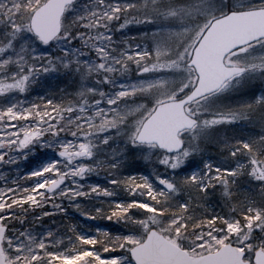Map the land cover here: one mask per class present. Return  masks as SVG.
Returning <instances> with one entry per match:
<instances>
[{"label":"rangeland","instance_id":"1","mask_svg":"<svg viewBox=\"0 0 264 264\" xmlns=\"http://www.w3.org/2000/svg\"><path fill=\"white\" fill-rule=\"evenodd\" d=\"M45 1L0 0V13L3 14L0 15V25H3L7 17L11 15L12 20L8 21V23L14 22L18 26L16 36L11 38L10 41L5 40L0 45L5 46V48H0L1 51L7 50L10 52V56H0V74H7L4 78L0 77V113H6L7 108L14 105L13 111L18 112L35 104V93L32 90L27 92L19 91L18 87V83L23 80V77L29 71L27 65L30 63V57L25 56L26 52L31 48H36L37 52L48 51L51 52L52 56L59 57L64 55L60 50L61 48H69V44L64 41L60 42L59 47L55 40H53L51 47L39 44L38 40L31 34L29 20L23 23V16L28 11H31V8L33 9ZM237 2L239 0H77L66 9L62 18V29L71 31L72 36L67 37V40L71 41L70 47L72 49H80L79 65L84 67L79 86L76 89L79 94L84 96V99L86 98L89 101V107L95 101L101 100L100 107L107 109L109 107L107 103L108 95L118 92L120 86L125 83L129 85L135 84L136 86L134 89L130 88L128 90V95L123 98L124 102L120 103L122 111L120 112L121 124L118 129H109L107 125H102V118L92 120L93 127L89 129L91 130L90 136L86 142L91 144L93 156L75 157L76 161L79 162L74 165L75 167H80L81 163L89 165V169L85 170L83 177L73 176L72 173L68 172L66 167L69 163L68 160L60 161L57 157L56 150H59L57 143H49L48 146L41 147L43 141L51 142L54 139L57 141L59 139L72 140V135L66 137L64 132L61 131L58 137H54L53 132L48 131L44 133L45 137H32V140L23 147L20 146V141L24 139V129L31 128L36 130L37 124L40 125V130H43L49 124H54L61 129L67 124H74L77 121L84 124L90 113H81L75 105H71L66 112H60L59 122H57V117L49 120L48 116H45L44 121L47 123H44L38 121L35 114L31 116H15L12 119L4 115L3 119L0 120V222L6 223L10 220L9 222L12 224L15 221L14 226L7 228L2 241L8 264H47L49 260L52 261V264H80L81 259L87 255L83 250L71 255H65L64 253H71L74 247H80L83 242L78 240L79 235L96 236L98 231L103 232L102 228L95 229L97 231L92 233V231L87 229L86 225L82 228L83 231L80 232L79 229L77 234L72 237V240L76 241L73 243L68 239L70 235L61 234L57 236L51 223L44 224L38 219L49 218L48 215H52V211H63L65 207L63 199H66V197H71L72 199L78 197L82 190L89 186L87 182L88 173L90 171L92 173L93 169L95 170L93 174H96L98 166L102 165L100 162H103L104 165L107 162L113 166L115 161L125 159L127 153L122 151L127 147V136L125 133L135 130L137 122H142L145 119L152 106L166 99H171L175 94L181 93L195 81L194 74L189 75V68L186 65L188 60L183 54L185 52L189 55L191 54V50L212 18L219 16L230 5ZM245 2L255 4L256 0H245ZM170 5H177L178 7H171ZM117 6L120 9L118 12L115 11ZM106 12L108 15H105ZM109 16L113 18L109 19ZM116 16L119 19H116ZM126 19H134L140 22L129 23L125 28H121L120 25ZM148 21L151 22V27ZM77 33L84 34L83 40H86L87 43H82V38L77 36ZM137 44L141 46L142 50L145 45L151 49V55L142 57L140 63L142 66L155 65L154 71L141 74L137 68L135 58L131 60L120 59L121 50L128 45ZM251 47L252 51L247 54H241L231 60L233 64L245 67L248 74H252L257 67L260 68L261 60L264 59V55H262L264 50L256 44ZM101 48L110 53V56L106 57L99 54V49ZM32 55H35V53H32ZM112 57H115L116 60L114 61ZM9 59L11 60L10 66L5 63ZM76 59L74 56L70 62H58L57 69L48 72L40 68L43 61L37 60L36 67L40 68V71L32 75L30 79L23 80L25 87L27 88V85L34 84L37 80L54 75L63 76L71 62L77 64ZM101 62L105 64L103 69L99 67ZM125 64L127 67L126 71L111 72L109 70V65L121 68ZM17 69H19V75H17ZM106 75L110 77L111 82L105 81L104 77ZM141 80L150 81V83H137V81ZM101 92L105 93L103 99L100 96ZM41 98L45 99L46 95H41ZM199 103L202 107H194L192 111L199 116L200 125L205 127L208 126L210 115L213 114L212 110L208 109L211 100L208 99L207 103L204 101ZM70 108L71 111H69ZM39 111L43 112L44 108L39 109ZM72 112H75V117H73ZM68 117L71 119L65 122L64 118ZM196 130H198V127L181 135L185 146L180 152L188 151L190 153L188 160L196 161L197 165L203 162L201 172H203L202 176L206 178L208 177V168L205 167L208 164V149L198 150L197 154L195 151V154L191 155L194 152L192 150L194 147L192 140ZM106 134L111 138L107 143L104 142ZM46 135L50 136L49 140L45 139L47 138ZM37 146L40 147L42 157L36 154ZM100 147L103 150L101 153L97 150ZM154 151L156 150L145 151L143 154L139 152L134 154L142 159L146 156L147 159H144L146 161ZM176 155L177 153L173 154L174 157ZM26 156L40 159H37L38 162L36 164L26 167L25 163L28 160L25 158ZM49 164H51V167L48 166ZM92 164L94 165L93 168L91 167ZM198 167L193 171H199ZM250 168L258 174L261 173V170H264V164H258L257 162ZM19 171L26 177L28 186L20 191L21 193L19 194L21 195L17 196L12 194V192L17 190L16 175ZM61 173H66L67 181L56 193L47 195L44 191L45 187L55 177H59ZM231 173L232 171H228V174ZM161 175L171 178L174 174L170 168H165ZM158 182L159 184L161 183L160 180ZM157 190L152 185L147 188V195H154ZM131 194L133 195L135 192L131 191ZM29 197L32 199H28ZM16 202H19L20 205L27 204L28 208L33 211H39L47 206L49 211H39V216L34 213L35 215L30 218L34 222L28 223L29 215L16 216L17 211L14 206ZM119 204L117 203V205ZM120 220L122 219L113 217L112 223L117 224ZM150 221L152 219L148 220V222ZM153 222L160 232H166L172 227L166 224L165 228L160 227L155 220ZM103 225L98 222L94 224L96 227ZM220 229L224 230L220 231L219 235H225L227 229ZM204 231L206 233L208 228L206 227ZM136 235L145 237L146 233L144 235L136 233ZM175 237L176 232L169 236L174 244L179 245L183 237L181 235L179 241ZM193 237L195 239L192 238L193 241L191 243L198 250L196 253H199V255H203L206 252H214L225 244L218 243V246H216L215 243L217 242H210L207 236L201 243L197 240V235ZM257 239L255 238L253 243ZM213 243L215 244L214 247L208 248V245ZM41 244H43V247H41ZM258 248L264 251V247L258 246L255 247L254 252ZM52 253L59 254L60 258L56 259ZM192 253L193 251L190 254L194 256ZM113 254L129 255L126 251L119 248ZM95 264H102V262L96 261Z\"/></svg>","mask_w":264,"mask_h":264},{"label":"trees","instance_id":"2","mask_svg":"<svg viewBox=\"0 0 264 264\" xmlns=\"http://www.w3.org/2000/svg\"><path fill=\"white\" fill-rule=\"evenodd\" d=\"M36 7L30 10L32 11ZM31 11L23 16V23L29 20ZM0 31L2 30L0 29ZM4 41L0 37V45ZM0 48H5V46L2 45ZM5 51L7 50H0V56H4ZM83 72L84 67L71 62L63 76L54 75L37 80L34 84L27 85L28 87H25L23 91L32 90L35 93V104L38 105L39 109L45 108V102L52 100L54 103L62 102L61 110L66 112L71 106L69 101L79 102L84 99V96L79 94L76 89L79 86ZM250 74L245 73L242 78L232 81L228 87L208 98L211 100L208 109L212 110L213 114L210 115L208 126L203 127L199 124L198 130L194 132V139L192 140V144L194 143L192 150L194 152L191 155H194L195 151L197 154L198 150L208 149V164L212 166L211 169L208 168V176H211L212 179L204 178L207 191L199 185L193 186L184 183V177L198 166L199 171L196 170V172L202 175L203 162L197 165L196 161L188 160L181 167L184 172H181L175 178L177 187L174 191L166 193L161 189L156 175L152 174L153 169L156 170V174L160 175L165 169L157 158L161 155V152L154 151L146 161L134 153H127L125 159L120 161L119 167H113L107 162L104 165L103 162H100L102 165L98 166L96 174H93L95 170L92 169V173L90 171L87 175L89 186L82 190L75 199L71 197L63 199L64 212L62 210L52 211V215H48L49 218H39L38 220L44 224L51 223L57 236L66 234L65 236L74 237L77 231L79 229L80 232L83 231L82 228L86 225L92 233H95L94 231H97L95 229L101 227L102 231L107 230L111 235L117 233L144 235L150 228L158 230L153 220L148 222L152 216L157 217L155 221L160 227H164L165 224L170 225L169 218L178 214L191 217L198 225L205 217L213 216L221 218L236 217L243 222L245 219L243 213L248 212L249 209H264V170L257 174L250 168L257 162L258 164H264V104L254 102L259 93H264V76L259 73V67ZM6 75L0 74V77L4 78ZM189 86L181 93L175 94V96L180 97L191 88ZM41 95H46V98L41 100ZM221 114H223V122H221ZM214 117L215 122H213ZM69 119L71 118H64V121L68 122ZM77 123L82 125L83 131H91L86 123L82 124L77 121L62 128L68 129L63 131L66 137L71 136V131L75 130ZM46 137L45 139L49 140L50 136L46 135ZM245 141L249 143V148H245L241 143ZM101 149L100 147L97 150L101 153L103 151ZM233 149H238L235 156L231 154ZM39 153L40 155H38ZM36 154L42 157L39 146H37ZM32 159L29 157L26 160V167L36 164L37 159L40 158ZM93 166L92 164L91 167L93 168ZM225 169H230L232 173L228 174ZM132 171L148 176L151 185L158 189L157 193L147 195V189L143 188V184L138 181L139 187L132 195L131 190L125 183L128 174ZM16 178L17 190H14L12 194L19 196L21 195L19 194L20 191L28 186V182L21 171L17 173ZM133 201H144L147 205H155L156 208L150 209L146 208L145 204L133 203L130 211L125 212L121 217L122 220L118 221L117 224H113V217H116L114 210L123 211V208L129 207V202ZM120 202H123V206L120 205ZM184 202H187L190 206L187 213H184V210L180 207ZM117 203L120 204L117 205ZM14 206L17 211L16 216L22 217L23 214L30 216L28 223L34 222L30 218L35 214L39 216V211H49L47 206L39 211H33L28 208L27 204L20 205L19 202H16ZM159 209L165 211L161 213ZM252 214L254 215V211ZM108 217H111V219ZM142 220L146 221L147 227L140 223ZM9 221L2 223L6 224L7 227L15 225V221L12 224ZM96 222L104 225L96 227L94 226ZM215 224L217 228H225L222 219L216 220ZM206 227L207 221H205L204 229ZM170 229V232L166 230L162 233L168 237L172 236L176 231L172 227ZM181 235L183 238L180 240L179 246L188 252H197L198 250L191 243L193 236L197 235L191 222H189L186 232L181 229ZM259 237V230H254L253 240ZM101 238L103 239V232H101ZM230 241L231 244L236 243L235 233L231 234ZM215 244L218 246V243ZM215 244L208 245V248L214 247Z\"/></svg>","mask_w":264,"mask_h":264},{"label":"snow or ice","instance_id":"3","mask_svg":"<svg viewBox=\"0 0 264 264\" xmlns=\"http://www.w3.org/2000/svg\"><path fill=\"white\" fill-rule=\"evenodd\" d=\"M171 7H178L177 5H170ZM168 7V6H165ZM259 8L261 10H264V0H256L255 4H249L245 2V0H239V2L234 3L228 7V9L220 14V17L218 20L214 18V21L211 23H216V27L219 28V20H223L225 16H234L237 13L250 11L253 9ZM119 6H117L115 11H119ZM0 15H3L0 13ZM105 15H108L106 12ZM112 16H109V19H112ZM116 19H119L118 16L115 17ZM12 20L11 15L7 17V20L3 25H0V37H2L4 40H11V38H14L16 36V29L17 25L13 23H8V21ZM133 22H140L136 20H129L126 19L123 24L120 25L121 28H125L126 25ZM149 26L151 27L152 24L150 21H148ZM11 29V31H9ZM61 35H57V32L55 29L49 32H42L39 34L34 33L36 36V40H38L39 44L41 45H48L49 47L52 46L53 40L57 42V46H60V42L64 41L69 44V48H61L60 50L64 53V55L59 57L52 56L51 52L48 51H40L37 52L36 48H31L28 52L25 53V56L30 57V63L27 65L29 71L27 74L23 77V80H28L31 78L32 75L38 73L40 71V68L43 69V71H53L57 69V64L59 63H65L70 62L72 57H76V62L79 65L80 60L79 56L81 55L80 49H72L70 47L71 41L67 40V37H71L72 33L71 31L67 29H60ZM207 31V29H205ZM82 33H77V36H80L82 38V43H87L86 40H83ZM203 35V33H201ZM256 45H258L262 50H264V30H258V34L255 36L250 37ZM75 39V37H73ZM243 38L241 36H235L232 38V40L241 41ZM232 40H229L225 43L224 47H228V45H232L230 48H228V52L230 54H247L248 52L252 51L251 44H249L248 40L243 39V43L237 42L235 44L232 43ZM18 42V41H17ZM199 43V41H197ZM7 47V45H6ZM223 49H221L222 51ZM32 53H35V55H32ZM99 54H102L106 57L110 56V53L106 52L103 48L99 49ZM5 56H10L9 51L4 52ZM151 55V49L148 48L147 45L144 46V49H141V46L139 44L137 45H128L125 49L121 50L120 59L131 60L136 59L137 68L139 69L140 73L143 74L145 72H150L155 70V65H148V66H142L140 63V59L142 57ZM188 61H192V56L189 55L187 52L183 54ZM264 55V53H262ZM46 58V59H45ZM112 59L115 61L116 58L112 57ZM40 60L43 61L40 68L36 67V61ZM9 66L11 65V60L9 59L6 61ZM193 66L189 67V75L191 76L193 72H196L197 79L192 82V87L194 88V91L191 93V95L185 94L184 100H181L179 96H174L172 99H174L177 102V107H180L185 102L188 104L193 103V98H195L196 103L195 107L200 108L202 105L199 103V101L203 100L205 103L208 102L209 96L214 95L217 92H220L224 88L228 87L231 83V70L230 68L224 67V56L220 55L218 53V65L220 68V72L223 75H227L229 79L224 80L223 83H215L212 84L210 81L206 80L204 78L203 72H204V65H200V70L197 71L195 68V64L197 61H193ZM229 64L231 62H228ZM99 67L103 69L105 67V64L103 62L100 63ZM109 70L111 72L115 71H126L127 67L126 64L124 67L116 68L111 65H109ZM17 75L20 74L19 69L16 70ZM259 73L264 76V59L261 60V65L259 68ZM243 77V73L241 74V78ZM105 81L111 82V79L109 76L104 77ZM20 81L18 83V87L21 91L25 89V83ZM137 83L143 84V83H150V81H137ZM135 84H123L120 86V90L118 92L112 93L111 95L107 96V103L109 107L107 109H102L100 107L101 100H97L94 103L91 104V107H89V101L85 98L79 102L75 101H69L70 105H75V107L81 112V113H90L88 116V119L84 121L88 125V128L91 129L93 127L92 120L96 118H102L101 123L102 125H107L109 129L117 128L121 124V117L120 112L122 111L120 109V103H123V98L128 95V90L134 89ZM101 99L104 98L105 93H100ZM42 99V98H41ZM119 101V103H118ZM255 103L258 104H264V93H261V95L257 96L255 98ZM61 103L62 102H56L54 103L52 100H48L45 102V108L44 111H39L38 105L32 104L29 106L28 109H24L23 111H13L14 106L7 108L6 113H0V120L3 119L4 115H7L9 119L14 118L15 116H31L35 114L38 121L47 123L44 121V117L48 116L49 120L53 119V117H57V122H59V115L61 110ZM182 111H185L184 109H181ZM71 111V108L69 109ZM187 115L186 118H191V122L195 123L199 120V116L195 112H193L191 109L186 110ZM73 117H75V112H72ZM213 122H215V117ZM221 122H223V114H221ZM231 122V121H229ZM142 122H137L135 126V130L131 131L130 133L126 132L127 136V147L123 149L125 153H137L140 152L143 154L145 151H152L155 150L158 146L148 144L145 146L144 140H145V133L140 130V125ZM68 129H61L56 127L54 124H49L47 127L43 128V130H40V125L37 124L36 130H33L31 128L24 129V139L20 141V146L23 147L24 145L28 144L32 137L39 136L43 137L45 132L52 131L54 137H58L59 132L61 131H67ZM71 135L73 137L72 140L67 139H59L58 141L54 139L53 141H43L41 144V147L48 146L49 143H57V146L59 148V157L65 158L68 160V164L66 165L68 172L72 173L73 176H80L83 177L85 175V170L89 169V165L87 164H80V167H75L74 165L76 163H79L76 161L75 157L78 156H87L92 157L93 153L91 151V144L86 142L88 137L90 136V132L83 131L82 125L80 123H77L75 126V130L71 131ZM111 138L106 134L105 135V143L109 142ZM243 143V146L245 148H249L250 145L248 142H241ZM183 145H181V149H183ZM161 155L158 156V160L160 164L165 168H170L173 172V176L171 178L156 174V170H152V174L156 175V179L160 180L161 183L165 186H167L168 189L175 190L177 187L175 184V178L178 176L181 172H184L181 168V165H184L186 161H188V156L190 153L188 151H183L177 153V155L174 157L172 152L168 150V146H161L159 148ZM238 149L232 150V155H236V152ZM40 155V153L38 154ZM28 159V157H25ZM144 159H147L145 156ZM121 164L120 161H115L113 164V167H119ZM51 167V164L48 165ZM206 168L211 169L210 164L205 165ZM59 171V169H57ZM225 171H231L230 169H225ZM66 173H61L59 180L54 181L51 185H48V187H55L56 184L60 182V180H63ZM208 180H211L212 177L208 176ZM141 182L143 184V188L147 189L150 188L151 181L149 180L148 176H144L140 172L132 171L130 174H128L125 183L129 187V189L132 192H136L139 184L137 182ZM184 183L186 184H192L193 186L199 185L201 188H203L205 191H207V185L205 183L204 177L196 171L188 173L184 177ZM75 191V190H72ZM143 194V193H141ZM28 199H32L29 197ZM121 206H123V202H120ZM145 204L146 208L155 209V205H147L144 201H133L129 202V207L123 208V211H115V215L117 219L121 218L125 212L130 211L131 204ZM180 207L184 210V213L188 212L189 204L187 202H184L180 205ZM161 213H163L164 209H159ZM254 211V215L252 214ZM245 219L243 222L239 220V218L236 217H227V218H221L217 216L213 217H205L201 220V222L197 225L196 221L192 219L191 217L185 216L183 214L173 215L169 218V223L172 226V228L176 231V237L175 239L179 241L181 239V229H183L185 232L187 231V226L189 222L193 224L194 232L197 233V240L203 243L205 240V236H207L208 240L210 242L215 241L217 243H225L226 245H230V250L233 251V253L241 260V264H255V257L253 255L255 247L260 246L264 247V209H249L248 212L243 213ZM111 219V217H108ZM127 218V217H125ZM149 219L155 220L157 217L152 216ZM222 219L224 227L227 229L225 232V235L221 236L219 235L220 231H223L224 229L217 228L215 221ZM205 221H207V228L208 231L205 233ZM141 224H144L145 227L146 221H140ZM254 230H259L260 237L256 240L255 243H253V236H254ZM169 232L171 229L168 230ZM232 233H235L236 235V243L231 244L230 236ZM68 239L75 243L76 241L72 240V237L69 236ZM78 240L82 241L83 243L80 245V247H74L72 252H65V255H71L74 253H79L81 250H83L87 255H85L81 261L80 264H95L96 261L102 262V264H147V261L143 259L142 252L144 248L143 236H137L134 233L129 234H119L111 235L110 232L107 230L103 231V239L101 238V232L98 231L96 236H88V235H79ZM19 243V242H17ZM199 246V245H197ZM41 247H43V244H41ZM119 248L123 251H126L129 253L127 256H121V255H114L113 253L116 251V249ZM236 249H239L237 252ZM194 256H198L199 253L193 252ZM52 255L59 259L60 256L57 253H52ZM47 264H52V261L49 260Z\"/></svg>","mask_w":264,"mask_h":264},{"label":"water","instance_id":"4","mask_svg":"<svg viewBox=\"0 0 264 264\" xmlns=\"http://www.w3.org/2000/svg\"><path fill=\"white\" fill-rule=\"evenodd\" d=\"M75 1L76 0L46 1L37 8L30 17L29 26L32 34L49 32L55 29L57 35H59L61 18L64 11L67 6L72 5ZM218 18L216 19L218 20ZM212 21H214V19ZM218 22L220 24L219 28L216 27V23L208 25L206 28L207 31H204L203 35L198 40L199 43H196L192 50V61L187 63L190 67L193 66V61H197L194 65L197 71L200 70L201 64L204 65V78L212 84L217 82L223 83L224 80L229 79L227 75H223L220 72L218 53L224 56V67L230 68L231 70L230 79L244 72V68L225 62L227 57H234L238 54H230L228 48L232 45H228V47H224V45L235 36H241L243 39L248 40L249 44H253L254 41L250 37L257 35L258 30H264V10L256 8L250 11L237 13L234 16H225L223 20H219ZM243 39L241 41L232 40V43H243ZM221 49L223 50L221 51ZM193 91L194 88H192L187 95H191ZM180 99L184 100V96ZM194 102H196L195 98H193V103ZM190 105L191 104L185 102L180 107H177V102L172 100L156 106L140 127V130L145 133L144 144L156 145L158 149L161 146H168V150L171 151L172 154L180 151L182 142L179 138V133L191 129L196 124V122H191V118H186V110L191 109ZM63 181L64 179L60 180L55 187L47 186L45 192L47 194L54 193L60 189ZM162 187L167 192L172 190L168 189L167 186L163 184ZM5 231L6 227L0 224V264H7L2 250V240ZM143 244L142 256L143 259L147 261V264H241V260L230 250V245L226 244L215 252L199 257H192L156 230H150L148 232ZM236 251L238 252L239 249H236ZM254 257L255 264H264L263 250L258 249L255 251Z\"/></svg>","mask_w":264,"mask_h":264}]
</instances>
